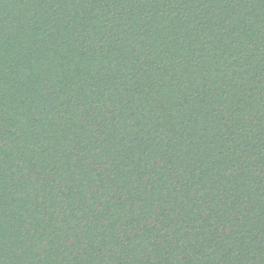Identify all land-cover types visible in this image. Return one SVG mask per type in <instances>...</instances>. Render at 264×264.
Returning a JSON list of instances; mask_svg holds the SVG:
<instances>
[{
    "label": "trees",
    "instance_id": "16d2710c",
    "mask_svg": "<svg viewBox=\"0 0 264 264\" xmlns=\"http://www.w3.org/2000/svg\"><path fill=\"white\" fill-rule=\"evenodd\" d=\"M0 264H264V0H0Z\"/></svg>",
    "mask_w": 264,
    "mask_h": 264
}]
</instances>
